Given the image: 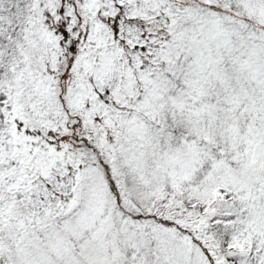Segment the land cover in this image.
Listing matches in <instances>:
<instances>
[{
	"label": "snow or ice",
	"instance_id": "obj_1",
	"mask_svg": "<svg viewBox=\"0 0 264 264\" xmlns=\"http://www.w3.org/2000/svg\"><path fill=\"white\" fill-rule=\"evenodd\" d=\"M0 264H264V0H0Z\"/></svg>",
	"mask_w": 264,
	"mask_h": 264
}]
</instances>
